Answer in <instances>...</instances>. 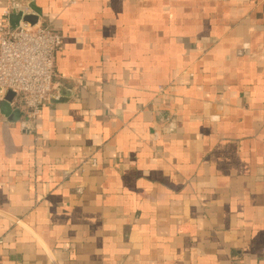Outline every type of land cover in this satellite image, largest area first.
<instances>
[{
  "label": "crops",
  "instance_id": "1",
  "mask_svg": "<svg viewBox=\"0 0 264 264\" xmlns=\"http://www.w3.org/2000/svg\"><path fill=\"white\" fill-rule=\"evenodd\" d=\"M35 8L71 97L30 134L0 111V264H264V0H0V25Z\"/></svg>",
  "mask_w": 264,
  "mask_h": 264
},
{
  "label": "built area",
  "instance_id": "2",
  "mask_svg": "<svg viewBox=\"0 0 264 264\" xmlns=\"http://www.w3.org/2000/svg\"><path fill=\"white\" fill-rule=\"evenodd\" d=\"M17 13L21 19L15 27L9 11L0 25V101L13 93L14 104L24 109L26 127L33 132L44 103L59 98L55 89L56 55L64 37L39 22H24L28 9ZM168 120V116H162V121ZM86 164L97 166L95 160Z\"/></svg>",
  "mask_w": 264,
  "mask_h": 264
},
{
  "label": "water",
  "instance_id": "3",
  "mask_svg": "<svg viewBox=\"0 0 264 264\" xmlns=\"http://www.w3.org/2000/svg\"><path fill=\"white\" fill-rule=\"evenodd\" d=\"M41 15V12L35 8V14L34 15H27L24 17V22H27V23H30L32 25H35L38 23V18L39 16ZM21 19V15L18 14L16 16L13 17V26L15 27L19 20ZM55 89L56 91L58 92V95H59V98L58 99H54V100H51L50 102L48 103H44L43 107H42V110L43 108H45L46 106H49L50 104L54 103V104H60V103H65L69 100V98L71 97V94L69 91V89H67L66 87H58L56 84H55ZM15 96L13 93H8L7 96L0 101V111L2 112L3 115H5L6 117H10L12 115V110L10 108V105L11 103L13 102ZM41 110V112H42ZM41 118V114L38 116L37 120H36V131H37V125H38V122ZM19 125H20V128L22 129V131L24 133H28L30 134V130L27 129L26 127V124H25V116H22L20 119H19Z\"/></svg>",
  "mask_w": 264,
  "mask_h": 264
}]
</instances>
